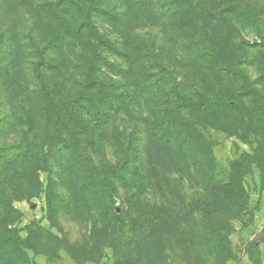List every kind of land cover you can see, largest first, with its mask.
I'll list each match as a JSON object with an SVG mask.
<instances>
[{
    "label": "rangeland",
    "instance_id": "1",
    "mask_svg": "<svg viewBox=\"0 0 264 264\" xmlns=\"http://www.w3.org/2000/svg\"><path fill=\"white\" fill-rule=\"evenodd\" d=\"M52 1L0 0V145L31 129L50 153L34 182L25 162L0 165V214L32 246L17 264H264V0H74L88 24L54 19ZM245 57L243 83L222 66ZM244 84L252 124L233 100ZM42 106L84 163L49 144ZM155 115L196 135L202 172L148 130ZM200 205L226 228V255Z\"/></svg>",
    "mask_w": 264,
    "mask_h": 264
},
{
    "label": "trees",
    "instance_id": "2",
    "mask_svg": "<svg viewBox=\"0 0 264 264\" xmlns=\"http://www.w3.org/2000/svg\"><path fill=\"white\" fill-rule=\"evenodd\" d=\"M163 1L168 2L170 0ZM44 4L47 6V12L54 19H56V15L60 16L61 14H68L70 16L75 17L78 16V13H80L82 17L81 23L88 24L90 12L86 13L87 11H85V16L83 17L84 11H81L80 6L76 5L74 0H53L52 2H45ZM63 21L67 23H63L65 30L71 33L72 35H76L74 34V32H77V30L71 28V23L66 20ZM95 39L97 41L96 44H99L100 46L107 45L108 47H111V45L107 44V42L101 36L97 35L95 36ZM223 48L224 45L217 46L218 50H222ZM100 59V53H98L97 50L94 49L93 60L88 61V65L91 66V68H95L94 63H98ZM246 60L247 58L245 57L240 60H235L233 62L228 61L227 64L223 62L222 69L226 70L232 76H235L239 80V82L244 83L246 79L249 80L248 73L245 69V66L248 65ZM41 61H44V59L42 58ZM36 70H38L37 64ZM37 75L39 80L42 82V75L40 73H38ZM89 78L90 75L88 76V79ZM44 89L46 90V88ZM46 94L50 95L48 91L46 92ZM256 94H258L257 91H252L251 88L246 89V85L244 84L242 86L241 91L235 93L233 99L235 103V108L239 112L241 120L245 121V118L250 116L251 124L254 118L245 108L244 101L246 97L257 96ZM41 110L44 113V117L48 121H50L54 129H56L52 139L49 141V144H53L58 141H63V143L61 142V148H63L64 144V149L62 150L67 153H70V155L76 158L77 160H80L81 157L78 156L77 152L76 154H74V150L76 151L77 145L74 142H70V140L68 142V138L64 137V131L62 130V127L55 123L54 117L50 116L48 113H45L44 106L41 107ZM166 120L167 119L164 116L160 118L158 116L153 117L151 120L149 119L147 121V128L155 137H157V139L164 141L165 143H169L171 146H174L178 149L185 150L184 152L187 153L190 162L194 164V166L199 172H202L204 169L203 166L205 165L204 163L207 160L202 157L201 147H197L199 139L196 137V135H193L192 133L182 135L178 132H174L175 127L170 129L169 124L165 122ZM176 124L178 125L181 123L174 122L172 126H175ZM30 130L25 131V134L18 143H7L0 145V165L4 166L5 168H8L9 166H12V164L17 163L18 161H23L29 168V170L24 172V177L26 179H31V181L34 182L33 174L35 173V171H37L38 161H47L50 153L46 150V148H44L39 151V155L37 156L36 148L34 147L32 140L30 139ZM33 130L34 129H32V132ZM38 158H40V160H38ZM79 162L84 163V160H80ZM122 165L123 163H118L109 166L105 170V176L107 177L108 172L110 174L114 169H122ZM195 208H197V203L192 202L191 209ZM199 210L201 211V217H205L203 222L206 224L205 229L208 235V245L211 246L216 252L226 255L227 251L230 250V243L227 240L228 233L226 231V228H224L221 224L214 220V218L212 217L213 212H211L210 208L200 205ZM114 221L116 222V224H119L120 228L123 227V221L120 216L115 215ZM119 233L121 234L122 232L120 231ZM30 247L32 248V246L29 244V241L27 239H23L19 235L18 228L17 226H14L13 221L8 220L6 216L3 217L0 214V264H17L21 259L25 258V248Z\"/></svg>",
    "mask_w": 264,
    "mask_h": 264
}]
</instances>
